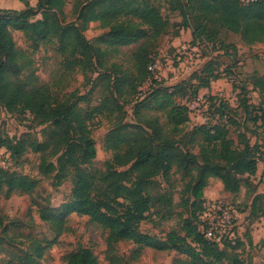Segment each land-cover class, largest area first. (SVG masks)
<instances>
[{
  "label": "trees",
  "instance_id": "1",
  "mask_svg": "<svg viewBox=\"0 0 264 264\" xmlns=\"http://www.w3.org/2000/svg\"><path fill=\"white\" fill-rule=\"evenodd\" d=\"M19 1L25 5L24 10H5L0 4V107L3 100L11 96L4 106L9 113L30 114L40 125H50L51 132L45 142L0 134V149L6 150L12 159H21L28 150L41 154L42 174L53 176L58 184L72 180V196L64 206L65 214L89 217L107 232L109 264H124L117 254L120 243L175 251L187 257L178 264H245L236 254L244 239L238 240L236 245L229 242L221 245L208 240L201 230L200 217L206 202L204 189L211 178L220 179L228 193L238 194L243 186L249 189L250 179L257 175L259 164L264 163V154L260 148L251 147L247 142L243 150L234 146L229 138L232 108L223 101H216V97L211 98L214 103L210 108H215L208 114L211 122L196 126L190 133L192 143H196L198 137L203 139L200 158H190L178 152L182 139L188 135L185 129L191 123L188 106L182 103L184 99L178 100L185 98L184 92L188 89L197 99L201 89L210 88L220 77L214 76L210 66H205L194 78L196 84L186 80L165 87L156 79L150 70L155 58L149 59L146 43L156 42L169 33L170 23L161 14V1L76 0L74 22L64 20L67 0H37V10L30 6V0ZM175 2L178 6L174 10L180 12L184 21L182 31H191V44L194 46L214 41L215 35L208 32L211 24H218L246 38L251 32L264 30V0L253 4H244L241 0ZM39 15L41 19L35 20ZM92 23H100L103 29L108 30L96 42L89 41L85 35ZM182 31L176 32L174 38H179ZM14 32L23 33L28 41L35 44H55L62 58V68L66 72L79 71L84 75L96 71L99 65L104 69L103 59L109 53L118 54L121 48L144 41L135 54L139 82L137 86L131 84L130 87L136 95L140 86L150 83L155 106L163 113L166 124H161L158 119L150 120L146 129L118 124L106 140L107 148L113 152V162L108 165L107 172L97 178L90 170L97 158L96 143L89 126L95 112L85 114L78 103L60 102L47 86L38 85L36 79L30 83L23 82L21 77L26 71H31L34 77V62L26 51L17 46ZM105 78L109 82L114 80L107 92L113 91L118 98L125 96L124 85L129 84L127 76L118 79V72L114 71L108 72ZM130 102L133 101L130 99ZM250 107L248 102H244V110L248 111ZM136 110L139 115L140 108ZM97 113H103V109L99 108ZM178 135L181 138H175ZM50 159H56V163H50ZM112 166L126 169L118 172ZM173 167L191 176L189 191L199 202L192 204L196 207L194 220L193 223L190 220L186 222L182 228L184 235L173 231L161 240L143 233L140 226L157 203L163 207L172 204L170 197L153 196L151 188L156 177L168 176ZM38 185L39 182L29 176L10 173L0 166V193L7 197L15 193L30 194ZM249 192L252 196L256 193L248 190L247 194ZM262 195L253 196L250 208L244 210L252 225L264 217ZM65 214L41 211L42 221L52 226L56 237L53 242L47 241V246L35 242L33 253L27 254L26 259L21 257L19 264H39L46 251L65 232ZM248 239L250 243L251 237ZM66 264L101 263L91 249L81 247L67 256Z\"/></svg>",
  "mask_w": 264,
  "mask_h": 264
},
{
  "label": "rangeland",
  "instance_id": "2",
  "mask_svg": "<svg viewBox=\"0 0 264 264\" xmlns=\"http://www.w3.org/2000/svg\"><path fill=\"white\" fill-rule=\"evenodd\" d=\"M75 1L67 0L64 16L66 22L76 20L73 12ZM160 1L161 14L170 23L169 33L156 42L146 43L149 59L155 58V62L161 66V71L154 73L159 77V81L165 87L175 86L186 80L196 84L194 78L204 70L205 66H210L214 70V76L220 77V80L214 81L210 88L200 90L198 97L203 98L209 106L200 104L196 111H190L191 123L185 129L188 135L182 139L184 141L178 152L185 153L190 158H200V145L203 139L198 137L197 142L192 143L190 133L196 126L211 122L208 114L210 110L215 111L214 107L210 108V104L214 103L211 98L216 97L218 98L216 101H223L232 108L229 138L234 142V146L243 150L247 142L251 147L260 148L264 154V117H262L264 64L260 63L264 55V41L249 48L246 37L229 32L218 24H211L208 32L209 35H215L214 41L194 46L191 44L192 38L188 39L186 36L188 30L182 31L184 21L180 12L174 10L178 6L175 0ZM29 3L35 10L38 9L37 0H30ZM0 4L5 10L19 11L25 7L19 0H3ZM40 19V15L35 18V20ZM178 31L182 32L177 41L174 34ZM107 32L108 30L103 29L100 23H92L85 35L89 41L96 42ZM14 39L17 46L26 51L34 62V77L31 71H26L21 77L23 82L30 83L36 79L38 85L47 86L60 102L78 103L85 114L95 112L89 126L96 143L97 158L90 170L97 178L106 173L108 165L111 166L113 162V152L107 148L106 140L108 134L118 124L143 129H146L149 121L153 119L166 124L163 113L155 106L154 95H151L154 91L151 90L153 87L150 83L140 86L136 95H133L134 92L130 87L131 84L137 86L139 82L135 54L144 41L121 48L118 54L109 53L103 59L104 69L99 65L96 71L84 75L79 71L66 72L62 68V58L55 44H35L28 41L21 32H14ZM114 71L118 72V79L126 76L129 79V84L124 85L123 89L125 96L119 98L113 91H106L114 84V80L106 81V74ZM184 93L185 98H180L178 101L184 99L182 103L186 105L193 103L196 98L192 90L188 89ZM10 98L11 96L4 99L0 107V134L11 138L25 136L28 140L47 141L51 126L40 125L30 114L9 113L4 106ZM130 99L133 102H130ZM141 102L144 103L136 107ZM244 102H248L251 106L248 111L243 108ZM99 108L103 109V113H97ZM136 108H140L139 115ZM216 119L219 117L216 116ZM175 138H181V135ZM41 160L42 155L31 150H28L21 159H12L6 150L0 149L1 167L7 168L10 173L29 176L39 182L38 187L30 194L15 193L7 197L5 193H0V264H19L21 257L26 259L27 254L33 253L35 242H41L44 246H47V241L53 242L56 232L49 223L42 221L41 211L51 210L58 215H64V206L71 199L72 180L68 179L58 184L53 176H45L40 170ZM49 162L56 163V159H50ZM114 168L118 172L126 169L116 166ZM259 171L257 177L250 179V188L243 186L238 194L226 192L222 181L218 178H211L204 189L206 200L204 206L220 202L236 209L237 238L242 240L245 236L251 237L249 247L257 238L259 244L264 246V219H259V222L252 226L248 213H244V210L250 208L251 203L246 192L251 190L254 193L256 183L260 185L259 191H264V167L261 166ZM190 181L191 176L176 167L171 169L168 176L160 175L154 179L152 195L156 198L170 197L172 204L163 207L157 203L148 219L140 226L143 233L161 240H165L173 231L184 235L182 228L188 220L192 223L194 220L196 207L192 204L199 202L189 191ZM237 200L243 202V207L237 205ZM64 228L65 232L59 236L58 242L46 251L39 264H66L67 256L81 247L91 249L101 264H109L106 254L108 234L89 217L66 213ZM242 244L240 248L244 247V243ZM117 254L123 259L124 264H178L180 260H187L186 256L175 251L141 248L132 243L118 244ZM260 256L258 250L250 253L247 257L249 264H264V258L257 259Z\"/></svg>",
  "mask_w": 264,
  "mask_h": 264
},
{
  "label": "built area",
  "instance_id": "3",
  "mask_svg": "<svg viewBox=\"0 0 264 264\" xmlns=\"http://www.w3.org/2000/svg\"><path fill=\"white\" fill-rule=\"evenodd\" d=\"M244 4H253L258 0H241ZM185 53V52H184ZM150 70L153 73H158L161 71V66L158 62H155ZM156 79H159L157 75ZM222 97V94L220 95ZM200 104L205 106H209V103L203 100V98L198 97L193 103L188 104V108L190 111H196ZM204 212L200 217L201 220V230L203 231L205 237L210 240L217 242L219 244H223L224 242H229L232 245H236L237 238L235 232V221H236V211L235 213L232 211V207L226 206L220 202L209 203L204 206ZM248 216V215H247ZM231 226V227H229ZM221 229H227L223 235H221ZM215 237V238H213ZM231 237V238H230ZM232 238L235 239L236 243H232Z\"/></svg>",
  "mask_w": 264,
  "mask_h": 264
},
{
  "label": "clouds",
  "instance_id": "4",
  "mask_svg": "<svg viewBox=\"0 0 264 264\" xmlns=\"http://www.w3.org/2000/svg\"><path fill=\"white\" fill-rule=\"evenodd\" d=\"M262 41H264V30L249 33L247 40H246V44H247V47L251 48L256 43L262 42ZM249 63H251V61H249ZM260 63L264 64V55H262ZM236 203L238 206L243 207L242 201L237 200ZM232 211L235 213L236 209L233 208ZM245 214H247V213H245ZM229 227H231V226H229ZM226 231H227V229H221V235H223L224 232H226ZM213 238H215V237H213ZM243 239H244V247L237 249L236 254L240 257V259L245 261V264H249V261L247 259L248 255L250 253H252L253 251H256V250H258L261 253V256L257 257V259L264 258V246H261L259 244L258 238L256 241L251 243V247H249V239L248 238H243ZM232 243L233 244L236 243L234 238H232Z\"/></svg>",
  "mask_w": 264,
  "mask_h": 264
},
{
  "label": "crops",
  "instance_id": "5",
  "mask_svg": "<svg viewBox=\"0 0 264 264\" xmlns=\"http://www.w3.org/2000/svg\"><path fill=\"white\" fill-rule=\"evenodd\" d=\"M2 1H3V0H0V3H1ZM21 3H22V2H21ZM24 9H25V7H24ZM24 9H22V10H24ZM19 11H21V10H19ZM186 36H187L188 39H191V38H192V33L190 32V30L187 31V35H186ZM178 40H179V38H177V41H178ZM261 166L264 167V163H260V164H259V169H258V173H257V175L260 173L259 170H260V167H261ZM257 175H256L255 177H257ZM261 175H262V174H261ZM262 177H263V175H262ZM255 187H256V193H254V195H253L254 197H255L256 195H258V194H264V191H263V192H260V191H259V190H260V189H259V188H260L259 183H256V186H255ZM247 193H248V192H246V195L248 196V199L250 198V200H252V199L254 198V197L252 196V193H251V192H249V194H247ZM251 196H252V197H251ZM263 219H264V217H262L260 220H263ZM258 222H259V221L255 222L254 224H256V223H258ZM254 224H253V225H254ZM253 225H252V226H253Z\"/></svg>",
  "mask_w": 264,
  "mask_h": 264
}]
</instances>
